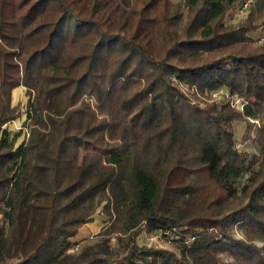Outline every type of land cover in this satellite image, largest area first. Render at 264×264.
<instances>
[{"label": "trees", "instance_id": "trees-1", "mask_svg": "<svg viewBox=\"0 0 264 264\" xmlns=\"http://www.w3.org/2000/svg\"><path fill=\"white\" fill-rule=\"evenodd\" d=\"M241 2L185 0L179 26L172 0H0V264H264V0L224 26ZM247 120L262 159L236 146ZM70 139L104 162L63 156ZM100 206V240L70 252Z\"/></svg>", "mask_w": 264, "mask_h": 264}, {"label": "rangeland", "instance_id": "rangeland-1", "mask_svg": "<svg viewBox=\"0 0 264 264\" xmlns=\"http://www.w3.org/2000/svg\"><path fill=\"white\" fill-rule=\"evenodd\" d=\"M184 1L185 0H172L173 7L180 6L182 8V20L179 26H181L188 15V10L184 7ZM256 0H242L241 3H239L232 11L228 12L226 14V17L223 21L224 26L228 25H240L243 24L247 16L251 10L252 4ZM250 37L255 41V46H260L264 44V33L262 31H256L250 34ZM256 68H258V65H256ZM186 92L189 91L188 88H185ZM26 89L23 90L22 94L16 95L14 97V93L12 94V105L16 106L17 104L21 105V110H20V118L17 119L15 124H11L12 127L10 128V132L13 134H16L23 128V124L25 122V119H27V104L29 98L26 96ZM14 92V91H13ZM228 93L223 92L222 90L218 92H213L206 94L204 96H197L196 99H193V103L196 105H199L201 108H204L206 105V102L212 103L214 101L216 102H222V101H227L228 99ZM231 101L233 102V105L237 108V110H241L242 108V102L243 100L241 98H238V96H235L231 98ZM259 127V121H253V120H247L245 122H236L234 124V130H235V139H236V146L239 149L240 152L246 153L249 156H255L258 159H262V153H261V146L258 143V133L257 129ZM29 130L25 133H28ZM19 139L18 143L19 144L22 140H26L28 138V134H25ZM63 156H71L75 155L77 156L78 163L79 164H84V163H102L104 162V157L96 152L93 148L87 146L80 140H67L64 143L63 151H62ZM249 175H246L243 177L242 180L238 181V188H240L242 185L247 183V178ZM212 194V192H211ZM103 206V205H102ZM102 206H100L97 210L96 215L94 216V221L90 223V226H87L83 229L84 225L79 231V236L77 239L74 240L71 239V242H73L75 245L70 252L72 253H78L81 248H83L86 245H93L97 243L100 238H98L99 232L103 229V227L106 226L107 224V217L103 215L102 213ZM0 225L3 226V223L1 222V217H0ZM232 232L234 234V237L238 240H243L244 234L241 232L239 228V224H232ZM82 234H87L88 236L86 238H82ZM114 242H116L115 239L111 241L112 245L114 246ZM139 246H145L148 248H155L157 249H166L170 250L173 252H177V245L173 243H167L165 239H161L157 233L153 235H149L142 230L140 232L139 238L137 240ZM258 246L261 244L258 243ZM221 258L224 261H231L232 258L228 254H222L220 255ZM111 264H121V261L117 260Z\"/></svg>", "mask_w": 264, "mask_h": 264}, {"label": "crops", "instance_id": "crops-1", "mask_svg": "<svg viewBox=\"0 0 264 264\" xmlns=\"http://www.w3.org/2000/svg\"><path fill=\"white\" fill-rule=\"evenodd\" d=\"M23 90H25V88H23V87H20V88L15 89L14 92H13V93H14V97H15V93H17L16 95H19V96H20V95L22 94ZM12 98H13V96H12ZM15 123H16V122H13L12 125L15 124ZM12 125L9 124V125L7 126L8 130H10L9 127H12ZM87 226H90V223L87 224L86 226H84L83 229H84L85 227H87ZM80 233H81V230H80ZM79 235H80V234H78V236H79ZM78 236H77V237H78ZM87 236H88L87 234H82L81 237H82V238H86ZM77 237H75L74 240L77 239Z\"/></svg>", "mask_w": 264, "mask_h": 264}, {"label": "water", "instance_id": "water-1", "mask_svg": "<svg viewBox=\"0 0 264 264\" xmlns=\"http://www.w3.org/2000/svg\"><path fill=\"white\" fill-rule=\"evenodd\" d=\"M233 59H236L235 57Z\"/></svg>", "mask_w": 264, "mask_h": 264}]
</instances>
